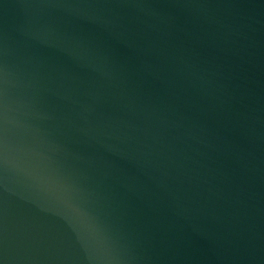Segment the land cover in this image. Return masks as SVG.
Here are the masks:
<instances>
[{"label":"water","instance_id":"95a60500","mask_svg":"<svg viewBox=\"0 0 264 264\" xmlns=\"http://www.w3.org/2000/svg\"><path fill=\"white\" fill-rule=\"evenodd\" d=\"M0 264H264V0H0Z\"/></svg>","mask_w":264,"mask_h":264}]
</instances>
